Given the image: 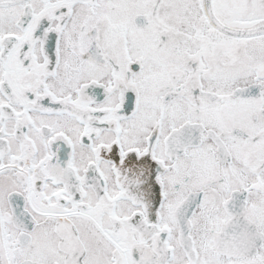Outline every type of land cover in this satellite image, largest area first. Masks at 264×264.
I'll return each mask as SVG.
<instances>
[{"label": "snow or ice", "instance_id": "1", "mask_svg": "<svg viewBox=\"0 0 264 264\" xmlns=\"http://www.w3.org/2000/svg\"><path fill=\"white\" fill-rule=\"evenodd\" d=\"M0 264H264V0H0Z\"/></svg>", "mask_w": 264, "mask_h": 264}]
</instances>
